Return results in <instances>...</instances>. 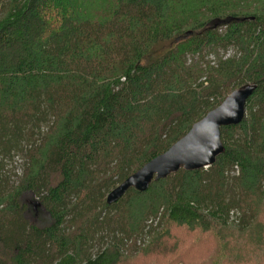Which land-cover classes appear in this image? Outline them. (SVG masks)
<instances>
[{
	"label": "trees",
	"instance_id": "16d2710c",
	"mask_svg": "<svg viewBox=\"0 0 264 264\" xmlns=\"http://www.w3.org/2000/svg\"><path fill=\"white\" fill-rule=\"evenodd\" d=\"M249 84L215 164L107 203ZM205 239L199 264H264V0H0V264L177 261Z\"/></svg>",
	"mask_w": 264,
	"mask_h": 264
},
{
	"label": "water",
	"instance_id": "95a60500",
	"mask_svg": "<svg viewBox=\"0 0 264 264\" xmlns=\"http://www.w3.org/2000/svg\"><path fill=\"white\" fill-rule=\"evenodd\" d=\"M255 85H245L232 92L216 109L193 125L181 140L167 152L147 163L113 190L107 203L118 202L130 189L145 192L154 181L168 178L180 169L196 171L208 169L225 152L221 129L241 124L246 115V105L256 90Z\"/></svg>",
	"mask_w": 264,
	"mask_h": 264
},
{
	"label": "rangeland",
	"instance_id": "374dc122",
	"mask_svg": "<svg viewBox=\"0 0 264 264\" xmlns=\"http://www.w3.org/2000/svg\"><path fill=\"white\" fill-rule=\"evenodd\" d=\"M229 55L230 53L227 56ZM6 170H10L12 179L17 180L23 172V166L20 159L15 158L14 161L12 162L9 161L7 163ZM5 173H7V171H5ZM24 199L25 201H27L31 209V211H29L28 214V219L31 223L40 224L41 222L49 221V217L45 213H43L40 207H35L29 202L30 200H35V202L38 203L39 201L37 199L33 198L31 195H26ZM173 236H174L173 242L175 244H178V246L186 242L189 243L192 242V239H190L189 237L186 236L185 233L180 231L174 230ZM183 239L186 241H182ZM205 240L206 241L203 242V246L201 250L198 249L199 246L196 247L194 250H191L192 249L191 246L194 244L193 242L189 247V252H188L189 254L187 255L188 258L186 259L183 258L178 259L177 258L178 255L176 254L174 256L176 257V260L178 259L177 261H174V257H167V256H148V257L138 256L136 257L137 259H135L134 264H199V261H201L204 258L205 254L207 253L206 249H209L210 251V249L211 248L213 249L214 247V243L211 242L212 241L211 239H205ZM182 260H184V262Z\"/></svg>",
	"mask_w": 264,
	"mask_h": 264
}]
</instances>
